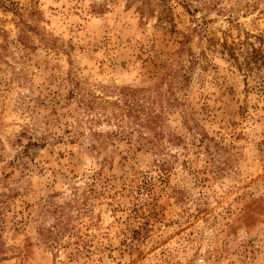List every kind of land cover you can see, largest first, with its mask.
I'll list each match as a JSON object with an SVG mask.
<instances>
[{"label": "rangeland", "instance_id": "obj_1", "mask_svg": "<svg viewBox=\"0 0 264 264\" xmlns=\"http://www.w3.org/2000/svg\"><path fill=\"white\" fill-rule=\"evenodd\" d=\"M0 264H264V0H0Z\"/></svg>", "mask_w": 264, "mask_h": 264}, {"label": "trees", "instance_id": "obj_2", "mask_svg": "<svg viewBox=\"0 0 264 264\" xmlns=\"http://www.w3.org/2000/svg\"><path fill=\"white\" fill-rule=\"evenodd\" d=\"M143 96V95H141ZM139 96V97H141ZM104 104H108V102H104ZM138 104L136 102V100H131V101H126L125 105H126V109H127V113L132 114L131 112L133 111V109L135 108V105ZM145 107L144 106H139V108L137 109L139 110H144ZM163 122H160V118L159 117H150L148 122L146 123V127L152 131V133H150V137L148 138V141L150 143V148L152 151H156L157 147L162 143V141L164 139H166L167 136H163ZM168 138H170V140H173L171 136H169ZM157 152V151H156Z\"/></svg>", "mask_w": 264, "mask_h": 264}]
</instances>
